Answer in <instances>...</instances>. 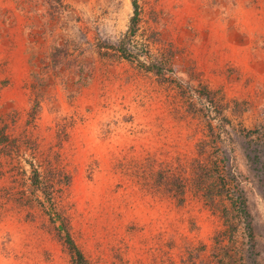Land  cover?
<instances>
[{
	"label": "rangeland",
	"instance_id": "obj_1",
	"mask_svg": "<svg viewBox=\"0 0 264 264\" xmlns=\"http://www.w3.org/2000/svg\"><path fill=\"white\" fill-rule=\"evenodd\" d=\"M0 127V264H264V0H0Z\"/></svg>",
	"mask_w": 264,
	"mask_h": 264
},
{
	"label": "trees",
	"instance_id": "obj_2",
	"mask_svg": "<svg viewBox=\"0 0 264 264\" xmlns=\"http://www.w3.org/2000/svg\"><path fill=\"white\" fill-rule=\"evenodd\" d=\"M133 6H134V15L131 18V26H133L135 24V21L137 20V3L135 1H133ZM0 134L1 135L4 134V131L2 130L1 127H0ZM66 242H67L69 249L71 251L73 262L75 264H85L86 260L83 256L82 252L75 245L74 241L72 240V238L68 234L66 236Z\"/></svg>",
	"mask_w": 264,
	"mask_h": 264
}]
</instances>
